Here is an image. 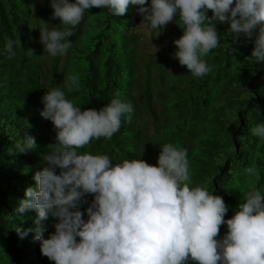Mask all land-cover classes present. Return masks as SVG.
<instances>
[{
	"label": "trees",
	"instance_id": "trees-1",
	"mask_svg": "<svg viewBox=\"0 0 264 264\" xmlns=\"http://www.w3.org/2000/svg\"><path fill=\"white\" fill-rule=\"evenodd\" d=\"M137 8L130 6L123 16L106 8L86 10L75 35L68 38L72 47L46 61L44 47L35 38L42 18L50 27L64 28L59 18L49 20L50 0H0V264H54L41 255L34 231L24 237L16 231L35 228L36 212L21 214L17 208L25 189L35 187L33 175L45 166L48 145L55 143L52 122L40 115L41 98L53 87L64 90L81 110H99L117 91L122 101L133 105L130 122L123 120L111 139H93L79 151L108 155L113 163L141 158L155 165L160 145L186 148L190 185L222 196L228 206L225 219L234 215L250 188L264 196V140L251 132L264 123V63L250 56L254 37L241 35L234 42L229 25L217 23L219 46L203 57L211 72L197 78L173 55L174 40L183 34L178 18L169 27L164 49L146 58L139 55L135 34L128 33L130 12L134 10L136 19ZM207 15H212L211 10ZM8 39L21 41L12 59L4 50ZM168 67H177V73L167 75ZM71 74H79L81 87L67 92L64 81ZM155 103L160 105L157 114ZM143 116L153 119L149 128L142 123ZM26 136L33 137L36 146L20 151L17 145ZM253 164L260 171L259 179L245 173ZM92 199L86 197L87 202ZM87 202L81 204V211ZM42 223L47 237L56 220L49 215ZM226 232L227 225H221L217 239Z\"/></svg>",
	"mask_w": 264,
	"mask_h": 264
},
{
	"label": "clouds",
	"instance_id": "clouds-1",
	"mask_svg": "<svg viewBox=\"0 0 264 264\" xmlns=\"http://www.w3.org/2000/svg\"><path fill=\"white\" fill-rule=\"evenodd\" d=\"M50 5L52 18H59L64 28L43 23L39 39L44 52L53 57L65 55L72 47L68 38L75 35L86 10L106 8L123 16L130 6H138V13L152 29L178 18L183 34L174 40L173 55L194 77L211 72L203 57L219 46L217 23L229 25L227 31L234 42L241 35L254 37L250 56L264 63V0H151L150 5L147 0H50ZM20 44L19 39L6 41L9 59L16 56ZM80 87L79 74L66 77L67 92ZM120 96L117 91L99 110H81L60 87L47 89L40 115L52 122L55 143L48 145L43 154L45 166L33 175L35 187L25 189L17 208L21 214L36 212L35 228L17 227V233L24 237L34 231L41 255L54 264H188L189 260L264 264V196L257 188L246 191L234 215L225 219L228 206L222 196L190 185L186 148L160 145L155 165L141 158L113 163L108 155L79 151L93 139H111L123 120L130 122L133 105ZM251 132L264 140V123ZM35 146L31 136L17 145L20 151ZM245 173L260 177L255 164ZM88 195L93 197L90 202ZM86 202L87 208L81 211ZM49 215L56 223L46 237L42 222ZM224 224L227 232L217 239Z\"/></svg>",
	"mask_w": 264,
	"mask_h": 264
},
{
	"label": "rangeland",
	"instance_id": "rangeland-1",
	"mask_svg": "<svg viewBox=\"0 0 264 264\" xmlns=\"http://www.w3.org/2000/svg\"><path fill=\"white\" fill-rule=\"evenodd\" d=\"M42 6H38V10H41ZM36 13V12H35ZM134 17V12H131V18ZM49 20H51L52 16L49 14L48 16ZM46 23L45 18H42V23ZM172 25V22H169L166 26L157 29H152L150 25L147 22L143 21V17L141 14H137V18L133 19L129 30L133 32L136 36V43H137V50L139 52V55L143 58H146L147 55L154 54L157 50L164 49L166 47V40H167V32L169 30V27ZM40 32H36V40L37 42H40ZM43 53L46 55L47 60L49 59V54L47 52ZM48 63V62H47ZM141 63V61H140ZM166 74L169 75L172 72L177 73L178 68L177 67H168L166 68ZM45 72V71H44ZM152 74L155 73V69H152ZM154 110L156 114L160 110V105L155 103ZM141 121L144 125H146V128H149L153 124V119L151 117L143 116L141 118Z\"/></svg>",
	"mask_w": 264,
	"mask_h": 264
}]
</instances>
